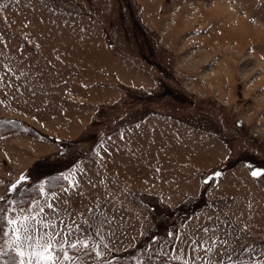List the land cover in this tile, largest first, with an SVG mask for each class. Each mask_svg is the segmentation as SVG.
<instances>
[{
	"label": "rangeland",
	"instance_id": "1",
	"mask_svg": "<svg viewBox=\"0 0 264 264\" xmlns=\"http://www.w3.org/2000/svg\"><path fill=\"white\" fill-rule=\"evenodd\" d=\"M46 3L89 16L114 51L145 75L103 52L81 31L84 23L45 20ZM0 64L13 69L12 85L0 87V118L24 122L51 144L37 147L36 137L22 131L0 133L6 250V218L34 215L37 224L51 217L57 230L60 221L79 225L75 235L94 241L101 253L85 257V264H179L188 258L189 237L203 238L202 229L217 217H240L236 227L246 223L248 230L240 241L226 237L232 259L225 256L224 264H248L260 254L264 0H0ZM110 77L122 81L119 90L110 88ZM65 80L105 84L99 91L73 87L74 99L99 105L90 124L83 109L58 98ZM41 166L65 167L68 181L47 183L46 174H36ZM251 171L262 175L253 178ZM32 184L41 192L8 203ZM93 214L98 236L88 235L96 231L89 227ZM244 246L256 251L243 252ZM7 258L0 264H9Z\"/></svg>",
	"mask_w": 264,
	"mask_h": 264
},
{
	"label": "snow or ice",
	"instance_id": "2",
	"mask_svg": "<svg viewBox=\"0 0 264 264\" xmlns=\"http://www.w3.org/2000/svg\"><path fill=\"white\" fill-rule=\"evenodd\" d=\"M53 3H55V0H53ZM45 7H49V5L46 3ZM50 10L53 12L61 11V14H63L62 10L55 7H52ZM67 15L70 18H74L78 13L69 11ZM65 23H68V21H65ZM12 72L11 65L0 64V87L12 85ZM251 175L253 178H259L262 173L251 171ZM219 176L220 173L216 172L205 182H214ZM24 180L25 177L21 176L20 181ZM16 189L17 184H13L12 190L15 191ZM63 190L67 191L66 188ZM3 199V197H0V201ZM47 208L58 216V210L53 204H47ZM250 208L251 205H249ZM44 211L43 207L39 208L40 213ZM4 212H6V209L0 210V216H3ZM89 212H92L91 208ZM68 215L71 216V213H68ZM239 219L240 217H236L235 220L231 218L220 220L217 217V222L211 228L205 227L202 229L204 233L203 238L189 237L190 243L188 244V248L190 251L188 258L181 257L179 264H201V261H203V264H224L225 256L231 260L232 253L227 251L230 241L226 237H232L236 241H240L242 233L248 230L246 223L239 228L236 227V222ZM92 220L94 223L89 227L96 228V231L90 232L88 235L98 236L100 235L99 227H97L100 223L99 216L93 214ZM60 223L63 227L57 230V225L52 222L51 217L43 218L39 224H37L34 215L6 218L9 231H5L4 236L9 237V240L4 243H7L8 247L6 250L4 244L0 243V258L8 255L9 251L15 253V256H8L9 264H85V257L92 256L93 254L94 257H101V253L97 251V245L94 241L90 244L89 239L75 235L79 230V225H76L74 229L63 221H60ZM45 224L51 227V232L44 228ZM221 232H224V238L219 234ZM74 235L75 238H73ZM176 239L179 240V237H176ZM241 251L254 253L256 249L244 246ZM201 252L205 253L208 259L201 257ZM213 255H217L219 258L212 260L211 256ZM241 264H243V261ZM248 264H264V247H261L259 255L250 258Z\"/></svg>",
	"mask_w": 264,
	"mask_h": 264
},
{
	"label": "crops",
	"instance_id": "3",
	"mask_svg": "<svg viewBox=\"0 0 264 264\" xmlns=\"http://www.w3.org/2000/svg\"><path fill=\"white\" fill-rule=\"evenodd\" d=\"M43 9H45L44 11L47 12V13H44V15L46 16L45 20H47V21H52V20L62 21L63 19L68 18L69 19L68 21L74 27H75V25L78 24V22H80V23L82 22L81 24L84 23L83 25H84L85 29H81V31H83V33H86L93 38H96L97 44H98V46H100L103 49V52L107 53L109 56H111L114 59H116L117 61H119V63L124 65L123 67L130 68V69L134 70V72H136L139 75H142V74L145 75V73H143L139 68H137L135 64H133L127 58L121 56L119 53L114 51L113 46H111L112 44L107 39L106 33L101 28H98L97 30L94 29L95 24L93 21H91L89 16H82L81 15V16H74V18H70L64 12H63V14H61L60 11H56L54 13H51V10H50L51 7H45L44 6ZM137 77L141 78L140 76H137ZM146 77L148 78L147 80H149L151 83L154 82L152 79V76H149V77L146 76ZM110 80H111L110 88H112L113 90H119V86H120L119 82L121 80L116 81V79L114 77H110ZM62 85L65 86V91H64V93H58V98L60 99V101L63 104H65V106H67V107H75L76 109L77 108L83 109V117L86 120V122L90 124L92 122L93 118L95 117V115L99 112V105L92 102V101H89V100L74 99L73 98V89H74L73 87H77L79 90H87V91L97 90V91H99V89H106L104 87L105 84L102 83L101 81H95V80H91V81L86 82V83H84V82L83 83H81V82L80 83H74V82H71L70 80H65V81H62ZM76 125L79 128L84 127L83 122L79 121V120H76ZM49 134H51V133H49ZM24 137H27V136H24ZM27 138L31 139L30 137H27ZM32 140L35 141V143H37L36 144L37 147H39V146L45 147L46 146V147L51 148V144L49 142H46L45 139H40V138L33 139L32 138ZM30 149L31 148H28V150H30ZM62 175L65 179H67L65 174H62ZM44 179H46V178H44ZM67 181H68V179H67ZM39 191H40V189H39Z\"/></svg>",
	"mask_w": 264,
	"mask_h": 264
},
{
	"label": "trees",
	"instance_id": "4",
	"mask_svg": "<svg viewBox=\"0 0 264 264\" xmlns=\"http://www.w3.org/2000/svg\"><path fill=\"white\" fill-rule=\"evenodd\" d=\"M4 124L6 125V127H4ZM21 127V128H19ZM22 131L25 132V134H28L32 137H40V133H38L37 131H35L33 128H31L30 126H28L27 124H25L22 121L16 120V119H9V118H0V133L3 132H7V131ZM1 135V134H0ZM65 167H54L51 168V170H47L46 167H40L36 172L37 175H45L44 178H46L47 183H50L51 181H55L56 183H61L64 184L67 182V180L63 177L62 175V171L64 170ZM27 179V178H26ZM49 185V184H48ZM34 186V187H32ZM39 188H38V184H32V185H27V186H23L21 187L20 191L18 192V196L14 197L13 199L10 198L8 200V203L13 204L15 202H19L22 203L23 200H27L28 197L34 193V195H37L39 193ZM23 198V199H22ZM6 256H15L13 252L8 253V255ZM8 259V258H7Z\"/></svg>",
	"mask_w": 264,
	"mask_h": 264
}]
</instances>
